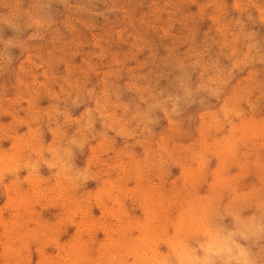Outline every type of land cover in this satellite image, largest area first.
<instances>
[{
	"label": "rangeland",
	"instance_id": "1",
	"mask_svg": "<svg viewBox=\"0 0 264 264\" xmlns=\"http://www.w3.org/2000/svg\"><path fill=\"white\" fill-rule=\"evenodd\" d=\"M0 55V264H160L264 198V0H0Z\"/></svg>",
	"mask_w": 264,
	"mask_h": 264
},
{
	"label": "clouds",
	"instance_id": "2",
	"mask_svg": "<svg viewBox=\"0 0 264 264\" xmlns=\"http://www.w3.org/2000/svg\"><path fill=\"white\" fill-rule=\"evenodd\" d=\"M14 47V46H13ZM6 58L0 55V62ZM76 146L75 140H69L57 151L54 159L55 166L61 170L69 184H75L81 179V174L72 169L69 159L71 149ZM34 148H22L17 162L5 170L15 173L20 168L30 167L35 170L40 153ZM253 214L240 211L236 215L228 214L225 219L231 220L227 226L216 228L212 239L192 240L181 246V252L175 257L164 258L160 264H264V198L253 205ZM259 242V259L256 244Z\"/></svg>",
	"mask_w": 264,
	"mask_h": 264
}]
</instances>
